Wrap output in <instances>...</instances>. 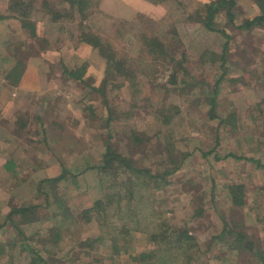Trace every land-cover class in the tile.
<instances>
[{"label": "rangeland", "instance_id": "obj_1", "mask_svg": "<svg viewBox=\"0 0 264 264\" xmlns=\"http://www.w3.org/2000/svg\"><path fill=\"white\" fill-rule=\"evenodd\" d=\"M153 1L106 0L107 5L103 7L102 5L105 3V0H92L93 7L89 12L90 16L82 23L87 32L100 37L103 46L106 48V54H114L119 59L125 58L128 60V63L134 64L135 68H141V70L146 68V65H149V63H152L154 73H138L137 80L133 85L128 82L121 84L120 80L118 81L116 78L105 74L106 65L104 63L106 60L102 52L79 41L80 28H78L76 23L69 24V27L72 29L64 30L65 39L63 31L61 36H55L54 34H46L44 36L43 34V37L40 38L39 35L44 31L39 29V39L34 40L29 52L26 46L23 49L26 52L21 54L22 59H25L28 55L40 54L46 49L48 54L51 55V59H55V62H51L53 64V69H51L53 78L62 77V80L65 79L62 75L63 70L60 59H62L65 65L69 66V69L86 67L85 75L89 78V82L92 80L96 87H103L105 80L110 78L108 79L106 99L101 94H92L90 88H86V92L84 91V95L87 93L91 95L89 100L92 102L86 101V106L93 105L94 109H97L96 117L91 116V111H86L84 115H81L80 108L83 94H77L72 86L66 88V86L69 87L68 82L64 84L65 87L61 86L59 89L52 90L55 92V95L54 97H50L53 101L51 106L55 112L49 113V117L46 119L47 123H51L49 129L52 132L53 129L55 130L58 127L61 130L60 133H65L62 131L65 126L68 129V134L72 131L74 139L71 140L66 135V139L64 141L62 139L63 143H61L57 139L59 136L57 138L49 136L48 141L50 142L48 145L53 149V157H56V155L62 156L60 160L61 163H64L68 174H65L66 180L54 185H44L42 189L49 191L50 194L55 193L54 195L57 194V199H63L70 203L69 205L73 209H71V214L77 219L80 218L82 207L79 208L78 206L79 199L86 196L85 204H91L103 198L101 174L96 170V167L105 152L106 132L110 131V133L115 135V138L112 139V143L116 144L115 147L118 146L120 149H124L129 145L127 144L130 140L129 135L136 123L142 121L150 125L152 123L157 124L156 117L159 116L158 112L161 108L168 115L174 113L175 108H177L180 110V113L174 120V123L182 125L186 133L191 135L189 137L190 144L188 149L192 155L195 154L194 158L198 159V163L194 162L195 159H190L193 162L190 161L189 164L185 165L172 177V186L159 192L156 191L153 198L146 199V202H154L155 208L163 213L164 220H170L181 226L184 225V221L186 220L190 224L189 228L192 229L191 234L197 236V240L202 245L203 250L207 249L206 244L212 243V251L207 256L209 264H264V261L256 255L250 257L248 253L240 255L227 249L220 250V247L214 244L215 237L225 229L227 223L228 226L230 223L232 228L233 226L236 228L240 226L243 229H248L249 235L260 241L261 245H259V249L264 257V227L257 221L255 213L247 211L248 213L244 214L239 210H235L223 197L225 194L223 187L226 184L244 185L249 194L255 191L256 195L255 197L252 194L248 199V203L252 205L256 201L263 208L264 190L259 191L260 188L264 187L262 173L254 171L251 163H239L233 160L221 162L213 166L215 168L211 170V166L207 164L202 154V151H208L209 147H215V136L217 130H220L221 144L219 146L220 149H217V153L221 150L220 152L225 156L232 151L236 153L241 151L249 157L264 158V31L258 30L253 33H246L236 28V30L230 28L227 26L231 24L227 21L225 10L222 12V18L219 21L227 27V32L231 36V39H228L229 62L226 64L230 70L225 74L224 71L217 69L214 66L215 64L209 65L211 62H207V60V63L203 64V60L207 59V52L216 54V56L221 54L227 44V39L218 33L208 31L201 24L193 21V19V22L191 21V17L197 15V12L202 10L205 4L216 0ZM237 2L239 3L238 6L241 5L240 17L243 20L252 17L256 13L252 0H237ZM4 8V2L0 0V16ZM242 8L243 10H241ZM37 11H35L36 15L34 14L33 19H36V16L39 17ZM7 13V10H5V14ZM200 13L204 15L205 11H200ZM237 19H239V13ZM227 22L228 24L226 25ZM239 23L237 21L236 25H239ZM38 25L40 26V23ZM3 26V23L0 22V54L2 52L6 56L11 54L8 47L12 48L15 45L13 43V38L15 37L12 38V35L8 36L7 39L9 41H6L5 28ZM12 27L21 30L19 23L14 19H11L9 24V28ZM70 30H74L75 33L71 34ZM5 31L6 33L9 32L8 30ZM15 39L19 42L23 41V43L26 41L22 35L16 36ZM151 39L163 40L167 46H170L174 50L179 63H181V58L184 55L186 60L185 70L190 72L195 83L204 81L207 85L201 86L207 92L205 94L201 93L199 85H197L194 91L192 88L189 90L187 88L186 90L185 85L181 84L179 86V84L171 83L170 77L173 64L170 61H165V59L152 62V57L148 55L149 48L146 44ZM1 64L0 61V66H2ZM190 75L186 76V79L189 80L187 82L189 85L190 81H192V79L190 80ZM234 75L240 77L241 82L231 83V78ZM222 76H224V79L219 85L217 84L219 92L218 111L222 114L235 112L243 120H247L248 117L253 115V119L249 121L252 127L250 128L251 136L248 137L251 139L244 137V142L242 143L240 141L243 140H239V135L235 137L231 135L229 129H219L218 121L208 122V111L210 109L208 97L211 96L212 89L221 80ZM0 80L3 82L5 77L0 75ZM2 90L4 89L2 88ZM0 92L4 91L0 89ZM195 95L200 97V99H197V102H194L193 99ZM56 96L64 98L65 101L61 100L58 102V100H55ZM26 98L32 101L29 105V113L32 114L33 112L34 115L36 107L40 106V100L37 94H28ZM107 104L111 107L112 116L118 118L113 122L112 130H107L106 125L103 124L109 118L108 113H106ZM192 119L198 122V125L195 124L196 129L188 128V126L191 127V124H193L191 122ZM22 122L26 123L31 130L40 126L34 120H22ZM155 124L148 129V138L155 133ZM244 126L246 128L247 125L245 124ZM139 129H141V126H139ZM251 129L255 134L252 133ZM244 134L245 132H242V135ZM50 135H53V133ZM194 137L195 140H193ZM25 139L37 141L39 137H25ZM155 142L156 139L152 141V145ZM260 142L262 143L261 151L259 148ZM133 145L136 148L132 150L134 153L132 157L136 160L137 165L152 167L154 157L149 156L151 154V146H146L147 143H138L137 141H134ZM51 154L52 151L48 152L44 147H42L41 151L36 152L37 157L40 155L50 156ZM212 158L210 159L212 160ZM88 161L95 169L84 170ZM22 170L26 171L25 169ZM24 171L19 178L9 181L16 188L14 193L15 200L21 201L25 198H27L26 200L34 198L36 200L34 202H39L44 207L45 199L40 198L41 194L38 191L39 186L37 185L38 179L34 178L35 180H32L33 178L26 175ZM54 171L58 172L60 176L63 172V166H58ZM217 171H220V175L217 174ZM214 174H216L215 187L218 194V198L216 199L221 210L213 208L214 206L210 207L203 216L194 220L195 222L191 221L188 218L193 213L192 209L195 202L197 200L205 202L206 197L209 199L210 193L215 188L212 187L211 182L204 181V178H208ZM5 179L6 176H2L0 172V181L6 184ZM198 179L200 181L197 185ZM4 195L0 191V220L4 218V215H7L9 210L6 204L7 200L2 198ZM192 199L194 200L192 201ZM148 203H145V207H148ZM55 207L54 205L52 209H47V212L52 213ZM223 214H225V218H222ZM142 218L150 226L151 220H153L151 216L148 215L146 217L142 214ZM51 221L47 224L43 221L34 223L30 226L29 235L36 239L34 235L40 231L43 225H55V222ZM115 222L118 226L127 224L125 220L119 218H115ZM131 222L130 227L133 224ZM56 226L57 224L54 227ZM144 226L143 229H145ZM133 228L136 229V227ZM79 230L84 238L95 237L99 234L97 225L94 222L86 226H80ZM132 236L134 241L131 244L137 250L146 246L147 236L137 232H132ZM72 246V243L67 244L60 256L64 263L74 257L77 260L75 264L86 262L88 264H136L130 255L115 257L113 251L105 246L97 245V249L87 250L86 252L89 255L81 252L78 248H72ZM70 248L71 250L74 249V251L69 253L68 259H66L65 255ZM56 251L59 252L57 249ZM30 258L28 253L22 255L17 261L8 259L6 255H0V264H27Z\"/></svg>", "mask_w": 264, "mask_h": 264}, {"label": "trees", "instance_id": "obj_2", "mask_svg": "<svg viewBox=\"0 0 264 264\" xmlns=\"http://www.w3.org/2000/svg\"><path fill=\"white\" fill-rule=\"evenodd\" d=\"M91 2L92 0H9L7 3L8 13L0 16V22L5 23L4 26H9L11 19L16 20L20 25V35L24 36L26 41L23 43V41L19 42L17 40L12 48L8 47L11 52L9 56L14 59V62L11 61V63L6 65H10L11 67L13 65L12 69H14L18 64H26V60L32 55H28L25 59H22L21 54L26 52L25 50L23 51V49L26 46L29 52L34 40H38L39 36L40 38L43 37V33L39 35L38 23H40V28L42 29L43 22L49 21V23H53V25L59 27L62 23V31L68 30L69 28L72 29L69 27V24L72 25V23H76L78 28H80V35L78 36L79 41L90 45L93 49H99L100 52H102L106 60L104 63V65H106L105 74L109 75V77L116 78L118 81L120 80L121 84L127 82L132 85L135 84L137 74L140 72L154 73L152 63H149V65H146V68L141 70V68H135L134 64L128 63V60L125 58L119 59L114 54L105 53L106 48L103 46L100 37L87 32L82 24L84 20L88 19L90 16L89 12L93 7ZM252 3L253 7L256 9V15L254 14L252 17L246 18L245 20L240 17L241 5L238 6L239 3L237 0L212 1L211 3L205 4L202 10H200L201 12L205 11L204 15L198 11L197 15L191 17V21L193 19V21L201 24L208 31L218 33L227 39V44L223 52L218 56L207 52L206 54H208V56L205 61L203 60V64L209 61L211 62L209 65L215 64L214 66L224 71L225 74L230 70L226 64L229 62L230 51L228 50V39H231V36L227 32V27L219 21L222 18L221 16L224 10L227 21L231 24L227 25V22L226 25L228 27L233 29L236 28L246 33H253L258 30L264 31V0H252ZM36 10H38L37 13H39V17L36 16V19H33L34 14L36 15ZM241 10H243V8ZM238 13L239 19H237ZM237 21L240 22L239 25H236ZM70 32L73 34L74 30H70ZM10 34L12 35V32ZM146 44L149 48L148 55L152 57V62L165 59V61H170L173 64L170 63L172 65L171 83L179 84V86L181 84L183 86L185 85L186 90L187 88L188 90L192 88L194 91L197 85H199L201 93L205 94L207 92L201 86L207 84L204 81L195 83L190 72L185 70L186 60L184 55L181 58V63H179L174 50L170 46H167L163 40L151 39L148 40ZM60 62L62 64L63 78H65L66 81L72 82V87L77 94H83L80 108L81 115H84L86 111H91V116H95L97 114V109H94L93 105L86 106V101L89 100L91 95L88 93L84 95L86 92L85 90L86 88H90L92 94H101L106 99L108 79L110 78H107L103 87L99 88L93 84L92 80L89 82V78L85 75L86 67L69 69V66L65 65L62 59H60ZM2 63L5 64L3 60ZM11 73L12 72H9L7 74L9 80L12 78ZM189 75L191 76L190 80L192 79L190 85L187 83L189 80L186 79V76ZM223 79L224 76L216 83L212 89L211 96L208 97L210 104L208 122L218 121L219 129H229L232 136L236 137L239 135V140H243L244 137L251 139L248 137L251 136L250 128L252 127L249 121L253 119V115L250 114L251 116L248 117L247 120H243L241 116H238L235 112H231L230 114L226 112V114L223 113V115L218 111L219 92L217 84L219 85ZM238 81L241 82L240 77L234 75L231 78V83H237ZM193 99L194 102H197V99H200V97L195 95ZM60 100L65 101L64 98ZM60 100H58V102H60ZM106 113H108L109 118L107 122H103V124L106 125V128H108L107 130H112L113 122L118 118L112 116V110L109 104L106 105ZM179 113L180 110L175 108V112L168 115L166 111L161 108L158 112L159 116L156 117L157 124L152 123L150 125L142 121L136 123L129 135L130 140L127 143L129 145L124 149H120L118 146L115 147L116 144L112 143V139L115 138V135L110 133V131L106 132L105 152L96 167V170H98L102 176V178L100 176V179L103 198L91 204H85L86 196L79 199L78 206L79 208L82 207L80 218L77 219L71 214L72 208L69 205L70 203L63 199H57V194H50L49 191L42 189L44 185L58 184L67 179L65 174L68 171L64 167V163H61L63 172L60 176L54 179L44 178L37 181V185L39 186L38 191L41 194L40 198L45 199V203L43 204L44 207H42L41 203L34 202L36 201L34 198L29 200L25 198L18 201L15 200L14 197L12 201L8 203L9 210L7 215H4V218L0 220V255H6L8 259L17 261L22 255L28 253L31 258L27 264H75L77 260H75L74 257L73 259L67 260L65 263L62 261V257H60L65 250V246L72 243V248H78L81 252H85L86 255H89V253L86 252L87 250L97 249V245L105 246L113 251L115 257L130 255L131 259L136 264H209L207 256L209 252L212 251V243L206 244L205 246L207 249L203 250L202 245L197 240V236L191 234L192 229L189 228L190 224H188L186 220L183 226L178 223H173L170 220H164L163 213L155 208L154 202H146V199L149 200V198H153L156 191L159 192L162 189L172 186V177L185 165L189 164L191 161L190 159H195V154L192 155L191 151L188 149L190 144L189 137H191V135L186 133L182 125L174 123ZM48 114L49 112L45 114V120H41V125L47 123L46 119L49 117ZM191 122H193V124H191V127L188 126V128L196 129L197 127H195V124L198 125L197 120L192 119ZM65 124L67 125L66 122ZM154 124L156 126V131L148 138V129L150 126L153 127ZM245 124L248 127L246 126L245 128ZM139 126H141V129H139ZM53 131L55 132L54 129ZM62 131L65 133L58 132V134L53 133V135H50L52 134L51 130L47 127L43 128V139L47 149L44 148L46 151L50 152L51 149L47 144L49 136H55L56 138L59 136L57 138L59 141L62 139L64 141L66 135L71 140L74 139L72 131L68 134V129L65 126ZM31 132L33 133L34 131ZM242 132H245V134L242 135ZM219 133L220 130H217L215 147H209L208 151H202L203 158L207 161V164L211 166V170H214L215 167L213 166L221 162L233 160L239 163H251L254 171L261 172L262 177H264V158H256L255 156L249 157L241 151H239V153L232 151L225 156L220 152L221 150L217 153V149H220L219 146L221 144ZM252 133L255 134L253 131ZM155 139L156 142L152 145V141ZM28 140L32 141V139ZM193 140H195V137ZM134 141L144 144L147 143L146 146H151V154H149V156L154 157V164L152 167L137 165L136 160L132 157L134 155L132 150L136 148V146L133 145ZM242 142H244V140L240 141V143ZM61 143L63 142L61 141ZM261 147L262 143L260 142V151ZM51 151L54 154L53 149H51ZM56 157L60 160L62 156L59 157V155H56ZM211 157H213L212 160L210 159ZM194 162L198 163V159H195ZM90 166L91 163L88 161L84 170H89L90 168L95 169V167ZM12 168L13 166H9L6 170L11 171ZM36 170L38 169H35L33 172H36ZM35 174L31 173V177H35ZM217 174L220 175V171H217ZM215 176L216 174L213 176L210 175L208 178H204V181L211 182L212 187H215ZM199 179L197 180V185L199 184ZM223 188L225 192L223 195L224 200L228 202L233 209L239 210L244 214L248 212L255 213L257 221L264 227V207L261 208L256 201H254L252 205L248 203V199L252 194L256 197L255 191L249 194V191L244 185H231L230 183L226 184ZM260 190H264V187L260 188L259 191ZM216 198H218V194L215 187L210 193L209 199L206 197L205 202L197 200L195 205H193L194 207L191 205L193 207V213L189 215L188 219L191 221L198 219L213 206V208L221 210ZM193 200L194 199H192V201ZM145 203H148V207H145ZM54 205L56 206L55 209H53L52 213H48L47 209H52ZM145 211L147 212L145 213ZM142 214L146 217L148 215L151 216L153 220H151L150 226L145 223ZM115 218L125 220L127 224L118 226L115 224ZM222 218H225V214L222 215ZM51 220L55 222V225L57 224L56 227H54L55 225H43L40 231L34 235L36 239L29 235L31 225L42 221L47 224L50 223L49 221ZM130 221L133 223L131 225L132 228L130 227ZM93 222L97 225L99 234L95 237L84 238L80 233V226H86ZM143 226L145 229H143ZM133 227H136V229ZM229 227H231L230 223L229 226L227 223L225 229L215 237V246H219L220 250L227 249L231 252H237L240 255L245 253H248L250 257L256 255L264 261V257L259 249V245H261L259 243L260 241L250 236L248 229H243L240 226L239 228L233 226L231 229H229ZM132 232L147 236V242L144 248L137 250L131 244L133 243L132 241H134ZM56 249L59 250V252H57ZM74 249L71 250L70 248L65 255L66 259H68L69 253L74 251ZM83 264L88 263L86 262Z\"/></svg>", "mask_w": 264, "mask_h": 264}, {"label": "crops", "instance_id": "obj_3", "mask_svg": "<svg viewBox=\"0 0 264 264\" xmlns=\"http://www.w3.org/2000/svg\"><path fill=\"white\" fill-rule=\"evenodd\" d=\"M8 1L9 0H3L5 8L1 12V15L5 14ZM104 5L106 7V0L102 6L104 7ZM4 24L5 23H3V25ZM61 25L62 23L59 27L53 25V23H49V21L45 23L43 22L42 29L44 31V36L46 34L61 36L63 29V27L61 28ZM3 28H5V40L8 36H11V34L9 35V32H12V38H16V36L19 37L20 35V30L16 28H9L8 25L5 27L3 26ZM38 29H41L40 26H38ZM5 30H8L9 32L6 33ZM64 33L65 32L63 31V34ZM63 36L65 39V34ZM15 38H13L14 43L17 40ZM50 56L51 55L48 54V51L45 49L38 55L32 54V56L26 60L25 65L18 64L16 68L12 69L13 65L12 67L8 66L7 68L6 64L11 63L12 60V62H14V59L9 55H3L2 52L0 54L1 63L2 60L5 62V64H1L2 66L4 65L3 67L0 66V75L5 77L3 82L0 80V89L5 92H0V172L2 173V176H6V179L4 180L6 184H4L3 181H0V191L5 194L2 198L7 200V207L8 203L15 197L14 193L16 191L14 185L9 183V181L19 178L24 171L22 169L26 170L24 173L28 176H31V173H36V176L32 177L33 179L36 178V180L44 178L54 179L59 176V173L54 171L55 168L61 166V161L58 160V157H53V153L50 156L40 155L37 157L36 155V152L41 151L42 147L46 146L43 139V128H49L51 123H43L44 125H41L40 123L41 120H45L46 113L55 112L53 107H51L53 101L50 98L55 95V92H53L54 89H59L61 86L65 87L64 84L66 82L69 84V87L66 86V88H70L73 85L72 82L65 81V79L62 80V77L53 78L51 72L53 64H51V62H55V59H51ZM9 72H12L11 80L7 78ZM2 88L4 90H2ZM28 94H37L40 100V106L36 107V113L34 115L33 112L32 114L29 113V105L32 101H29L28 98H26ZM55 98V100L61 99V97L58 96ZM22 120H37V122L39 121L38 124L40 126L39 128L31 130L26 123L22 122ZM31 131L34 132L31 133ZM58 132H61L58 127L55 129V132L52 131V133L57 134ZM38 135L39 139L37 141H34V139H32V141L25 139V137H36ZM49 142L50 141H48L47 144H49ZM8 165L13 166L11 171L6 170V168H9ZM35 169L38 170L33 172Z\"/></svg>", "mask_w": 264, "mask_h": 264}]
</instances>
